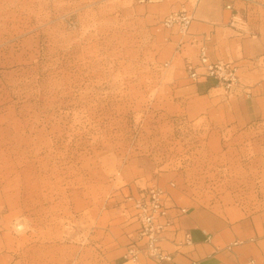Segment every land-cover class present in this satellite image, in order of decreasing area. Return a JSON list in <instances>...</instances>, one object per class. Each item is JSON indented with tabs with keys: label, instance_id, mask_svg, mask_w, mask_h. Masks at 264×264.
<instances>
[{
	"label": "rangeland",
	"instance_id": "rangeland-1",
	"mask_svg": "<svg viewBox=\"0 0 264 264\" xmlns=\"http://www.w3.org/2000/svg\"><path fill=\"white\" fill-rule=\"evenodd\" d=\"M241 3L249 36L264 37V0ZM197 7L0 0L4 264L126 259L133 199L153 186L230 223L264 212V57L239 71L252 96L195 80L192 28L165 21Z\"/></svg>",
	"mask_w": 264,
	"mask_h": 264
},
{
	"label": "crops",
	"instance_id": "crops-1",
	"mask_svg": "<svg viewBox=\"0 0 264 264\" xmlns=\"http://www.w3.org/2000/svg\"><path fill=\"white\" fill-rule=\"evenodd\" d=\"M193 13L188 40L192 51L197 54L206 46L213 61H233L241 74L250 69L253 76L259 70L264 57V37L249 36L246 25L237 18L247 13L241 0H200ZM240 80L247 90L254 88ZM198 81H206L205 86L213 82L204 77ZM209 87V93L215 89ZM243 94L245 92L240 91L235 95ZM173 196L170 195L172 205L187 207L180 205ZM188 209L185 214L178 208H172L169 213L174 225L165 232L163 244L174 260L158 262L141 255L135 264H264V212L230 223L214 217L209 210ZM187 234L190 239H186ZM3 260L4 256L0 255V264H4ZM131 262L119 256L109 264Z\"/></svg>",
	"mask_w": 264,
	"mask_h": 264
},
{
	"label": "built area",
	"instance_id": "built-area-1",
	"mask_svg": "<svg viewBox=\"0 0 264 264\" xmlns=\"http://www.w3.org/2000/svg\"><path fill=\"white\" fill-rule=\"evenodd\" d=\"M194 1L196 5L200 2V0ZM227 7L232 8L231 5ZM192 20L193 14L186 10L170 15L165 23L168 26L177 23L182 33H188ZM188 67L191 77L195 80L200 77L212 79L227 93L237 94L243 91L248 96L251 95L240 80L239 66L232 61H213L206 46H202L199 51L198 66L190 64ZM199 69H203V71H199ZM169 201L165 190L157 186L150 187L140 197L133 199L139 228L136 238L130 243L125 253L126 259L136 262L141 255H146L158 262L174 260L173 255L163 244L165 232L174 225V220L169 213L172 208H178L182 214L187 213L189 209L188 207L172 205ZM185 236L186 239H190L188 234Z\"/></svg>",
	"mask_w": 264,
	"mask_h": 264
},
{
	"label": "bare ground",
	"instance_id": "bare-ground-1",
	"mask_svg": "<svg viewBox=\"0 0 264 264\" xmlns=\"http://www.w3.org/2000/svg\"><path fill=\"white\" fill-rule=\"evenodd\" d=\"M52 246H53V244L50 245V248H51ZM32 251H33V250H32ZM33 253H34V252H33ZM36 255H37V254L34 253L33 256H32V258H35Z\"/></svg>",
	"mask_w": 264,
	"mask_h": 264
}]
</instances>
